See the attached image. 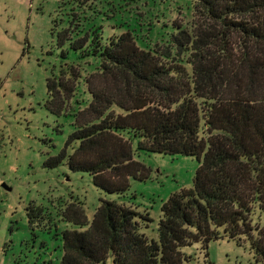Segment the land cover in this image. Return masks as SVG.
I'll return each instance as SVG.
<instances>
[{"label": "trees", "instance_id": "obj_1", "mask_svg": "<svg viewBox=\"0 0 264 264\" xmlns=\"http://www.w3.org/2000/svg\"><path fill=\"white\" fill-rule=\"evenodd\" d=\"M104 2L72 0L57 31L63 64L46 108L72 116L74 130L46 166L67 163L115 199L91 223L65 213L89 228L62 233L60 264H187L186 248L221 239H245L264 264V0H192L191 28L173 26L167 46L152 48L135 30L106 37ZM139 152L200 163L192 187L163 204L156 239L144 232L150 214L126 200L130 181L149 174Z\"/></svg>", "mask_w": 264, "mask_h": 264}, {"label": "rangeland", "instance_id": "obj_2", "mask_svg": "<svg viewBox=\"0 0 264 264\" xmlns=\"http://www.w3.org/2000/svg\"><path fill=\"white\" fill-rule=\"evenodd\" d=\"M71 3L0 0V264H60L62 233L89 228L69 222L65 213L82 210L91 223L100 201L115 199L97 188L91 175L72 172L67 163L46 166L74 130L72 116L46 108L47 80L58 76L63 64L57 31L66 26ZM192 5V0H105L98 22L106 37L135 30L140 47L167 46L173 26L193 25ZM79 97L90 100L83 85ZM137 157L149 174L144 181H130L126 200L150 214L153 222L144 232L156 239L163 204L192 187L200 163L195 157L158 153ZM184 252L187 264H261L245 239H221L206 251L198 244ZM103 264H114L113 257Z\"/></svg>", "mask_w": 264, "mask_h": 264}, {"label": "water", "instance_id": "obj_3", "mask_svg": "<svg viewBox=\"0 0 264 264\" xmlns=\"http://www.w3.org/2000/svg\"><path fill=\"white\" fill-rule=\"evenodd\" d=\"M4 187L9 190V188L6 185H4Z\"/></svg>", "mask_w": 264, "mask_h": 264}]
</instances>
